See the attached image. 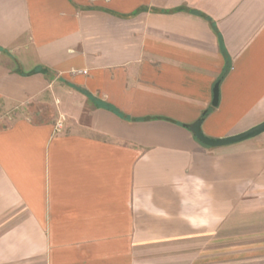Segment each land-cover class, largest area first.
I'll return each instance as SVG.
<instances>
[{
  "label": "crops",
  "instance_id": "1",
  "mask_svg": "<svg viewBox=\"0 0 264 264\" xmlns=\"http://www.w3.org/2000/svg\"><path fill=\"white\" fill-rule=\"evenodd\" d=\"M220 82L219 104L213 90ZM0 264H264V0H0Z\"/></svg>",
  "mask_w": 264,
  "mask_h": 264
},
{
  "label": "rangeland",
  "instance_id": "2",
  "mask_svg": "<svg viewBox=\"0 0 264 264\" xmlns=\"http://www.w3.org/2000/svg\"><path fill=\"white\" fill-rule=\"evenodd\" d=\"M55 113L50 103L42 101L21 107L0 103V128L12 125L24 118H30L35 122H43L53 117Z\"/></svg>",
  "mask_w": 264,
  "mask_h": 264
},
{
  "label": "water",
  "instance_id": "3",
  "mask_svg": "<svg viewBox=\"0 0 264 264\" xmlns=\"http://www.w3.org/2000/svg\"><path fill=\"white\" fill-rule=\"evenodd\" d=\"M219 97H220V82H218L213 90V106L217 107L219 104ZM202 122L203 120H199L196 122L193 126H191V131L195 138L204 146L209 147V148H221V147H226L230 145H234L237 143L244 142L249 139L256 138L260 136L261 134L264 133V122L249 131L236 135V136H231V137H226L222 139H212L204 135L202 132Z\"/></svg>",
  "mask_w": 264,
  "mask_h": 264
},
{
  "label": "trees",
  "instance_id": "4",
  "mask_svg": "<svg viewBox=\"0 0 264 264\" xmlns=\"http://www.w3.org/2000/svg\"><path fill=\"white\" fill-rule=\"evenodd\" d=\"M206 115H207V113H205V114L202 116V118H201V119L203 120V119L205 118V116H206Z\"/></svg>",
  "mask_w": 264,
  "mask_h": 264
}]
</instances>
